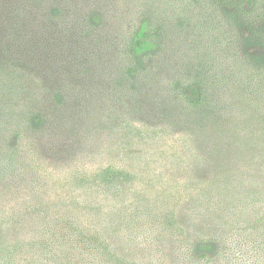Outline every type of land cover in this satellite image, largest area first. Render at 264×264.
<instances>
[{
	"label": "trees",
	"instance_id": "1",
	"mask_svg": "<svg viewBox=\"0 0 264 264\" xmlns=\"http://www.w3.org/2000/svg\"><path fill=\"white\" fill-rule=\"evenodd\" d=\"M105 4L0 0V264H147L145 247L163 264H264V49L171 75L147 19L123 31ZM181 142L206 175L162 195L139 170Z\"/></svg>",
	"mask_w": 264,
	"mask_h": 264
},
{
	"label": "rangeland",
	"instance_id": "2",
	"mask_svg": "<svg viewBox=\"0 0 264 264\" xmlns=\"http://www.w3.org/2000/svg\"><path fill=\"white\" fill-rule=\"evenodd\" d=\"M102 1L109 3L113 11L121 14L122 19L118 22L123 31H133L137 21L147 19L151 37L158 48L164 51L162 53V56L166 58L164 63L170 69L171 75H173L171 67L174 65L177 69L179 67L184 75L196 76L208 66L207 63H220L219 65H222L223 61L229 63L228 54L236 47L242 52H246L251 45H258L264 49V0H252L251 3L250 0ZM107 4H105L106 8ZM96 8L99 10V6ZM102 10L103 7L100 9L101 14ZM181 72L179 74L184 76ZM204 75H209V72L201 74L197 79ZM194 147L195 145L181 142L178 154L169 150L159 152L162 154L155 157L162 162V166L155 170L146 169V171L140 168L139 172L158 173L157 178L161 179L159 184L164 186L160 194L180 195L184 189L180 183L174 184L171 177L197 172L199 175H206L205 170H196L191 167L197 157ZM166 159L169 160L166 161ZM164 164L168 166L165 167ZM147 196H151L148 199H153L155 194H151L150 191ZM122 206H126L130 211L135 207L119 204L116 206L119 215L122 214L119 210ZM117 227L118 232H123L126 229V221L121 220ZM193 235L196 239L194 255L199 253L211 255L214 252L216 247L214 238L208 239L210 237L201 233ZM146 245L144 244L143 247ZM162 247L164 250L167 245L162 244ZM156 249L158 247H145L140 253H144L147 264L164 263Z\"/></svg>",
	"mask_w": 264,
	"mask_h": 264
}]
</instances>
